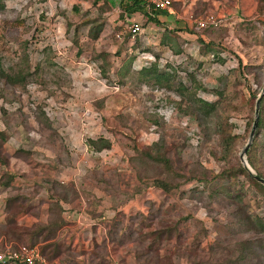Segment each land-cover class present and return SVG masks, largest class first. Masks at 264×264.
<instances>
[{
    "label": "rangeland",
    "instance_id": "374dc122",
    "mask_svg": "<svg viewBox=\"0 0 264 264\" xmlns=\"http://www.w3.org/2000/svg\"><path fill=\"white\" fill-rule=\"evenodd\" d=\"M235 3L224 4L232 12L227 16L211 3L201 13L191 12L221 21L214 30L198 31L193 25L178 30L154 24L141 11L121 19L119 0H0V70L24 77L13 86L0 76V133L5 135L0 156L9 159L15 183L40 188L39 178L57 180L71 187L70 202H78L79 210L83 192L93 190L107 199L108 221L122 219V213L113 214L133 201L152 228L175 226V234L161 245V256L172 253L163 264H264V232L251 227L264 221V193L250 181L194 179L170 194L140 183L131 168L135 149L153 144L187 177L242 164L239 154L254 118L250 93L264 88V4H258L259 14L243 17ZM93 21L104 24L97 40L88 37ZM131 25L140 31L127 39ZM198 39L213 42L217 54L206 52ZM130 56L129 74H117ZM154 63L159 74L171 77L169 88L140 79V70ZM181 86L186 90L179 93ZM192 97L214 104L218 115L207 124L198 121L189 107ZM223 120L240 138L227 160L214 127ZM99 138L111 148L99 153L88 145ZM17 151L24 154L15 159ZM142 164L146 177H164L150 161ZM134 243L132 251L141 249L139 241Z\"/></svg>",
    "mask_w": 264,
    "mask_h": 264
},
{
    "label": "trees",
    "instance_id": "16d2710c",
    "mask_svg": "<svg viewBox=\"0 0 264 264\" xmlns=\"http://www.w3.org/2000/svg\"><path fill=\"white\" fill-rule=\"evenodd\" d=\"M138 0H120V8L122 12L120 13V18L123 19L125 13L132 12L140 5ZM173 5V3H172ZM76 9V8H75ZM152 14L155 13L151 11ZM147 21L152 22L158 25V21L150 16H146ZM89 22H84L82 25H87ZM92 26L88 30V37L91 40H97L103 29V23H97L95 21L91 22ZM215 28H207L205 30H214ZM125 37L129 39L130 33L125 32ZM74 43L78 45V42L75 40ZM199 46L204 48L206 52H213L217 54V47L213 42L204 43L203 40L198 39ZM176 54L180 53L181 50L174 51ZM81 54L80 48L78 49V55ZM100 57L103 61L107 57L105 53H101ZM133 57L130 56L129 60L124 61L122 64L119 75H128L130 71V65L133 61ZM106 62V61H105ZM239 67H242V63L239 61ZM246 69V68H244ZM140 79L144 80L146 84H150V80L154 79L155 84L162 85V83L169 85L171 77L167 74H159L156 64H152L149 68H142L139 72ZM0 76L4 79L5 84L7 85H20L24 81V77L20 75H7L0 70ZM152 86V84H151ZM185 86L177 88V92L181 93ZM259 91L254 90L250 93V99L255 103ZM190 108L192 113L196 116L197 120L207 124L209 121L215 118L218 115L217 108L214 104L207 101L189 98ZM47 119L45 118V121ZM149 121L155 124H159L156 117L150 116ZM216 132L219 136L220 146L222 148V159L227 160L231 156L232 151L240 138L238 136H233L231 133V126L228 124L227 120L219 121L214 125ZM251 127V122L248 125V129ZM264 137V95L260 102L259 109V120L258 126L255 131L253 138V143L251 147L247 150L245 154V159L248 165L252 170L261 178L264 179V173L262 168L264 166L263 162L261 163L260 158L263 155L264 150V141L259 142L260 138ZM1 141L5 140V135L0 133ZM88 145L95 149L97 152H102L109 150L111 148L110 142L105 138H99L98 140H89ZM158 144H153L152 146L146 147L144 149H135V156L132 161V171L136 174L137 180L140 183L148 182L150 186H153L156 189H160L165 193L177 192L181 185L184 182L191 181L194 179H199L198 181H204L205 183H211L216 180H224L228 183H235L240 177L245 178L250 181L257 190L264 193V186L255 181L251 175L247 172L244 166L238 163L236 169H228L223 171L220 174L210 173L209 176L202 175L201 178H195V176L187 177L184 174L178 173L169 157L161 149H158ZM20 154H24L22 151H17L14 154V158H18ZM29 155V154H28ZM263 160H264V156ZM151 162L154 166L161 168L164 177H154L148 178L144 174V164ZM49 167L53 168L55 166L47 164ZM0 166L2 167V174L0 176V192H5V205H4V222L0 223V238H4L6 242L11 243L14 248L19 245H25L30 247H38L40 252L47 257L49 261L54 260V255L51 254L50 249L55 247L49 241H52L56 238L58 231L64 225L62 219L63 208L61 203L70 202V192L71 187L62 186L59 182L51 178H39L38 183L41 184V187L44 189L49 200L48 204V216L45 223L40 222L39 212L41 203L36 200L39 195V192L35 189H30L26 186L23 187H14L12 183L15 180V174L8 172L7 167L9 166V159L0 156ZM147 180V181H146ZM73 188V187H72ZM85 200L87 202L89 214L94 217L100 216L98 209L102 206V201L95 198L93 195V190H88L83 192ZM226 195L231 196L230 192L226 191ZM183 197L184 194H181ZM32 210V215H34L37 221L33 224L31 228L21 226L17 223V217L22 213H30ZM123 219V220H122ZM122 219H112L109 223V229L106 232L107 240L103 239L101 244H94L95 250L92 254L97 257V262L94 264H108L107 254L105 252L106 244H112L123 246L128 242H137L141 243V249L133 251L134 261L136 264H163L165 259L169 258V255L172 253L165 252L164 256H161V245L164 241H169L173 234H175L174 225L164 224L161 229L152 228L147 221V218L140 213L134 214L127 217H122ZM126 219V220H124ZM151 223V222H150ZM253 230L258 233L264 232V221L256 220L251 224ZM145 230V231H144ZM148 239L150 242L148 244H143L146 241L143 239ZM163 259V260H162ZM93 263V262H92Z\"/></svg>",
    "mask_w": 264,
    "mask_h": 264
},
{
    "label": "crops",
    "instance_id": "0c3cea01",
    "mask_svg": "<svg viewBox=\"0 0 264 264\" xmlns=\"http://www.w3.org/2000/svg\"><path fill=\"white\" fill-rule=\"evenodd\" d=\"M227 0H173L172 3L177 2L178 5L174 6V8L163 11V12H155L153 14H148L144 7L140 4L136 9L132 12L125 13L124 17L127 14L136 13L137 11L143 12L142 17L147 19L146 16H150L155 18L161 25L166 26L168 28L173 27L174 29H186L190 28L191 24L188 23L187 18L193 14L201 13V9L205 7V5L210 3L213 5L214 9H216L217 13L223 14L226 16L231 14L232 12L226 11L224 9V4ZM264 4V0H237L235 3V7H239L242 11L243 17H247L252 15L253 13L258 11V4L260 2ZM182 2V6L179 4ZM218 4L220 9H218ZM209 7V6H207ZM120 13L122 9L120 8V0L119 6ZM143 8V9H142ZM218 9V10H217ZM259 14V12H257ZM262 16L261 19L264 18V8L261 12ZM257 14V15H258ZM197 17V16H196ZM17 180V178L15 179ZM20 181V180H19ZM57 181V180H56ZM12 183V186L19 187V186H26L28 188L35 189L39 192L38 197L36 198L37 201L41 203L40 212H39V221L45 223L48 216V204L49 200L47 199L46 192L40 186V188L33 187L34 185L28 184L27 182H20ZM61 183V182H60ZM62 184V183H61ZM95 198L102 201V206L98 209L100 212V216L94 217L89 214L88 206L86 200L82 199L83 202L80 203V209L77 208L76 205H79L78 202L71 203H61L63 208L62 219L64 221V225L58 231L56 238L52 241H49L51 245L55 244V247L50 249L52 255H54L53 262L57 264H94L97 262V257L92 254L95 250L94 244H101L103 239L107 240L106 232L109 229L110 221L107 218L111 216L108 215V211H105V204L107 199L103 196L98 195L97 193L93 192ZM112 202L111 200H109ZM131 201L129 204L125 205V210L122 212H115L114 216L117 213H122L126 216H131L137 214L140 208H137ZM4 205H5V192H0V223L4 222ZM136 207V208H134ZM32 210L30 209V213H22L17 217V223L21 226L31 228L33 224L37 221L36 217L32 215ZM114 213V212H112ZM114 218H111V220ZM6 242L4 238H0V249L2 248V244ZM134 242H129L124 245V247H116L112 244H106L105 252L107 254L108 264H136L134 261L133 251L131 250L132 247L135 248ZM93 262V263H92Z\"/></svg>",
    "mask_w": 264,
    "mask_h": 264
},
{
    "label": "built area",
    "instance_id": "2783aa9c",
    "mask_svg": "<svg viewBox=\"0 0 264 264\" xmlns=\"http://www.w3.org/2000/svg\"><path fill=\"white\" fill-rule=\"evenodd\" d=\"M6 2H23L28 0H4ZM144 7L148 14L154 12L168 11L172 8L173 0H138ZM189 24L193 25L196 30L202 31L207 28H217L221 25V21L213 16L206 15L202 17H196L189 15L187 18ZM131 37L134 38L140 31L139 26L131 25L127 28ZM124 32L116 35V38L121 41L123 39ZM0 264H57L53 261H49L44 256L38 247H30L27 245H19L16 248L11 243L4 242L0 249Z\"/></svg>",
    "mask_w": 264,
    "mask_h": 264
},
{
    "label": "water",
    "instance_id": "95a60500",
    "mask_svg": "<svg viewBox=\"0 0 264 264\" xmlns=\"http://www.w3.org/2000/svg\"><path fill=\"white\" fill-rule=\"evenodd\" d=\"M263 95H264V88L261 90L260 94L258 95V97L256 99L255 107H254V118H253L252 126H251V129L249 132L248 142L245 145V147L243 148L242 152L239 154V160L242 163V165L244 166V168L247 170V172L251 175V177L255 181H257L258 183H260L261 185L264 186V179L259 177L252 170V168L248 165V163L245 159V154H246L247 150L251 147V144L253 142V138L255 135V131H256L257 126H258L260 102H261Z\"/></svg>",
    "mask_w": 264,
    "mask_h": 264
}]
</instances>
